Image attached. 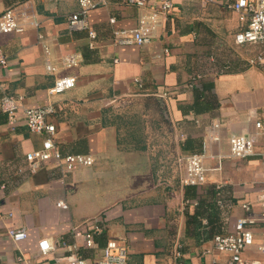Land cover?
<instances>
[{
    "label": "crops",
    "instance_id": "crops-1",
    "mask_svg": "<svg viewBox=\"0 0 264 264\" xmlns=\"http://www.w3.org/2000/svg\"><path fill=\"white\" fill-rule=\"evenodd\" d=\"M10 2L0 0V14ZM26 5L39 24L0 36V49L8 59L7 68L0 70V96L22 95L30 107L51 105L48 121L55 126L59 150L91 154L94 162L69 173L52 165L28 173L25 153L40 148L44 136L29 132L20 112L9 124L0 105V264H55L54 256L69 252L59 247L40 255L38 240L72 243L71 229L91 219H103L97 248L108 239L123 241L128 264H172L169 241L170 250L179 247L187 264H208L209 257L197 258L208 242L191 249L179 243L180 236H191L186 214L197 206L190 188L180 182V160L195 152L212 122L220 123L219 140L208 146V155L227 154L231 134L253 131L256 120L264 123V72L260 64L249 62L263 45L234 44L237 15L201 0H173L151 41L141 46L113 42L115 28L134 27L144 13L123 0H107L89 13L94 39L86 30L68 28L77 0H28ZM69 54L77 63L62 67L60 58ZM47 58L57 67L54 73L44 68ZM64 75L76 77L74 87L49 94L55 77ZM192 77L196 80L189 86ZM150 97L164 104L168 134L145 119L143 100ZM263 150L260 134L251 156L220 163L206 157L207 181L196 188L197 197L213 202V190L221 184L232 208H217L216 221L205 226L199 240L231 232L244 214L243 202L257 208ZM59 200L67 208L57 207ZM171 226H176L173 235ZM8 227L25 228L27 238L12 243ZM254 232L245 255L262 259L256 246L264 239V228L257 225ZM96 252L80 247L88 258Z\"/></svg>",
    "mask_w": 264,
    "mask_h": 264
},
{
    "label": "built area",
    "instance_id": "built-area-1",
    "mask_svg": "<svg viewBox=\"0 0 264 264\" xmlns=\"http://www.w3.org/2000/svg\"><path fill=\"white\" fill-rule=\"evenodd\" d=\"M124 3L135 5L144 10L141 13L137 24L130 28H115L113 30V42L116 45L141 46L149 43L155 33L159 19L173 8V0H123ZM28 0H11L0 14V36L9 33H21L28 26L38 25L32 9L26 5ZM203 4H217L237 15L240 27L233 34V42L236 45L249 43H261L263 51L249 59L252 64H260L264 72V0H201ZM78 9L67 18V25L71 31L86 30L88 36L94 39L96 33L89 27V13L100 5L107 3V0H77ZM113 22L114 18H110ZM47 51V50H46ZM74 54L64 55L60 58L62 67H71L77 63ZM8 59L0 49V70L6 69ZM44 68L49 73H54L57 67L52 65L47 58ZM191 78L189 86L195 82ZM76 77L64 75L55 77L53 85L48 89L49 94L60 93L74 87ZM166 96V94H163ZM1 109L7 114V121L13 124L17 114L20 112L24 118L25 125L29 132L43 135L42 145L25 153L24 168L28 173L34 174L41 168L48 165L58 167L62 173L74 172L79 167L91 166L94 157L91 154L62 153L55 141V126L48 121V116L54 112L51 105L25 106L22 95L1 94ZM220 123L212 122L206 126L204 137L201 141L200 151L184 155L180 162L183 167L181 184L201 188L207 181V167L205 159L207 156L220 163L225 158H245L255 153L257 136L264 135V123L255 121V129L248 133H233L228 138L227 154L208 155V146L219 140ZM261 162L264 165V150L260 153ZM22 169H18L21 171ZM4 184H2L3 187ZM215 204L219 209H231L232 200L221 184L216 186ZM257 208L250 202L241 204L244 214L236 218L233 230L226 233L214 234L208 241L201 239L202 247L197 258L206 259L208 264H264V258L255 259L245 255V251L252 247L255 238L254 229L257 225L264 228V174L261 187L257 195ZM59 208H67L63 200L56 203ZM3 216L0 214V219ZM84 227L71 229L72 243L64 240H55L50 237L42 238L37 242L38 254L46 255L54 252L59 247L65 248L69 253L62 256H54L55 264H128V247L120 240L108 239L106 243L97 248L95 236L103 231V219L87 220ZM6 233L12 243H18L27 238V230L23 227H8ZM82 240L79 244L78 240ZM80 247L90 250H97L94 257L88 258L80 253ZM256 250L264 257V239L257 244ZM172 264H187L181 250L176 247L172 251ZM18 260L25 262L23 256Z\"/></svg>",
    "mask_w": 264,
    "mask_h": 264
},
{
    "label": "trees",
    "instance_id": "trees-1",
    "mask_svg": "<svg viewBox=\"0 0 264 264\" xmlns=\"http://www.w3.org/2000/svg\"><path fill=\"white\" fill-rule=\"evenodd\" d=\"M190 143L192 142L190 141ZM200 148H201V142L199 143L198 148L195 150V152L200 151ZM186 187L190 188L189 190L191 191V196L197 198L196 210H194L193 213L191 214L187 213L186 218H187V226H189V224H192V227L188 228L189 233H191V235H195L196 237H198L199 234H201L202 230L205 229L206 225H210L211 223L216 221L215 217L218 216V212L216 209L218 208V206L215 204V201L213 202L208 201L205 197L198 198L196 193V187L194 186H186ZM215 195H216V190H213L212 193L213 199L215 198ZM202 219L205 220V224L202 223ZM170 254L172 255V252H170Z\"/></svg>",
    "mask_w": 264,
    "mask_h": 264
},
{
    "label": "rangeland",
    "instance_id": "rangeland-1",
    "mask_svg": "<svg viewBox=\"0 0 264 264\" xmlns=\"http://www.w3.org/2000/svg\"><path fill=\"white\" fill-rule=\"evenodd\" d=\"M143 103L145 104V119L148 123L149 126L153 127V128H162L166 130V134H168L167 131V122L165 121V116H164V104L159 101V99L155 98V97H150V98H146L143 100ZM148 126V127H149ZM175 219H169V223H174ZM174 225V224H173ZM175 228L176 226H171V234L173 235L175 233ZM200 236V234H199ZM198 236V237H199ZM179 238V243L185 247L186 249H191L193 248V246H195V244H201V241L199 240V238H197L195 235H191L188 237H182ZM197 238V241H196ZM178 243V244H179ZM171 244V242L169 241L168 247H167V252H172L169 247V245Z\"/></svg>",
    "mask_w": 264,
    "mask_h": 264
}]
</instances>
